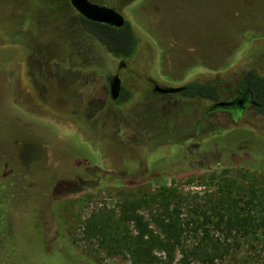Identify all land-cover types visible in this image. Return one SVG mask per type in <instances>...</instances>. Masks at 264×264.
I'll return each mask as SVG.
<instances>
[{"label": "rangeland", "instance_id": "rangeland-1", "mask_svg": "<svg viewBox=\"0 0 264 264\" xmlns=\"http://www.w3.org/2000/svg\"><path fill=\"white\" fill-rule=\"evenodd\" d=\"M89 1L132 23L133 57L109 53L70 0H0V264L25 262L17 236L33 220L47 251L35 256L49 264H131L96 231L124 202L158 207L166 191L190 221L217 220L229 197L246 212L255 211L246 202L264 207L256 107L206 114L210 100L155 90L200 81L231 100L246 72L264 76V0ZM113 76L127 101L112 99ZM187 235L191 249L197 234ZM263 237L230 239L216 264H264Z\"/></svg>", "mask_w": 264, "mask_h": 264}, {"label": "trees", "instance_id": "trees-1", "mask_svg": "<svg viewBox=\"0 0 264 264\" xmlns=\"http://www.w3.org/2000/svg\"><path fill=\"white\" fill-rule=\"evenodd\" d=\"M81 19L88 32L115 58L125 60L134 56L138 38L131 22L127 21L122 28H116L88 20L83 16ZM239 88L251 92L257 103L256 109L264 116V76L256 70H250L244 75ZM182 94L190 99L201 98L213 103L221 100L218 86L200 81L186 84ZM128 99L129 95L124 94L118 103ZM180 197L177 193L166 191L160 198L158 207L153 206L157 201L144 200L142 203L150 208L148 216L140 212L142 203L126 201L121 206L119 219L112 223L111 228H102L96 232L102 236L101 241L111 242L120 252L124 251L131 259V264H216L231 253L230 239L239 247L240 239L250 235L258 238L259 233L264 232V207L257 208L260 207L259 204H253L252 201L246 202L245 205H255V211L246 212L245 207H239V202L229 197L225 201L226 205L222 203L223 206L218 207L217 220L211 214H205L199 215L197 220L190 221L182 217ZM38 201L39 198L35 204H38ZM35 210L34 206L33 215ZM34 221L25 226L28 235L17 236L19 258L22 254L25 261H22L23 264H49L51 261L45 255L39 258L35 256L34 251L46 250L40 233L42 230ZM211 223L223 231L221 237L211 233L208 227ZM191 230L197 234L194 237L195 242L191 249H185L183 240Z\"/></svg>", "mask_w": 264, "mask_h": 264}, {"label": "water", "instance_id": "water-1", "mask_svg": "<svg viewBox=\"0 0 264 264\" xmlns=\"http://www.w3.org/2000/svg\"><path fill=\"white\" fill-rule=\"evenodd\" d=\"M73 6L78 10V12L88 20L107 24L116 28H122L125 26L127 20L115 9L108 8L106 6H100L97 4L91 3L89 0H71ZM117 78L116 88H115V95L112 97L114 101H116L119 98V95L121 93L122 84L121 80L118 76H115ZM183 87L179 88H165L161 89V93H178L181 92ZM227 100L219 101L217 103H214L210 108L212 110H216L219 108H223L226 106L231 105Z\"/></svg>", "mask_w": 264, "mask_h": 264}, {"label": "flooded vegetation", "instance_id": "flooded-vegetation-1", "mask_svg": "<svg viewBox=\"0 0 264 264\" xmlns=\"http://www.w3.org/2000/svg\"><path fill=\"white\" fill-rule=\"evenodd\" d=\"M70 2H71V0H70ZM74 9H76V8L74 7ZM78 14L80 15V17L82 16L79 12H78ZM108 80L110 82V94H111V97H113L115 95L114 93H115L117 78L115 76H113V77H110ZM155 88H156L155 90L158 91V92H160L161 89H165V88H160L158 86H156ZM182 91H183V89H182ZM182 91L181 92H178V93H182ZM163 94H166V93H163ZM168 94H171V93H168ZM122 95H124V88H123V86H122V89H121V93L119 95V98L116 100L117 103L121 99ZM227 101H229L232 104L229 105V106L223 107V108H219L217 110L229 111V112L230 111L231 112H236V111L245 109L249 105H252L254 107H257V103L253 99V96H252V94H251V92L249 90H237V95L235 96V98L234 99H231V100L229 99ZM212 112H215V111H213V109L212 110L210 109V111L207 112L206 114H210Z\"/></svg>", "mask_w": 264, "mask_h": 264}]
</instances>
